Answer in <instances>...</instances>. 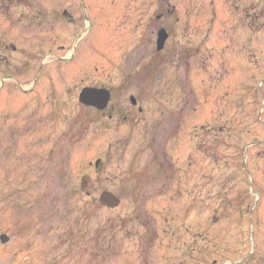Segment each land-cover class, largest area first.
<instances>
[{"label":"rangeland","instance_id":"rangeland-1","mask_svg":"<svg viewBox=\"0 0 264 264\" xmlns=\"http://www.w3.org/2000/svg\"><path fill=\"white\" fill-rule=\"evenodd\" d=\"M0 264H264V0H0Z\"/></svg>","mask_w":264,"mask_h":264},{"label":"water","instance_id":"water-1","mask_svg":"<svg viewBox=\"0 0 264 264\" xmlns=\"http://www.w3.org/2000/svg\"><path fill=\"white\" fill-rule=\"evenodd\" d=\"M168 34L165 29H161L158 34L157 46L158 49H162L167 39ZM109 92L103 88H92L86 87L83 88L80 93V100L81 102L94 105L99 109L105 108L109 101ZM133 102L135 99L132 98ZM100 200L103 204L107 205L108 207H115L120 203V199H118L113 193L109 191H103L100 195ZM3 241H7V237L4 235L2 236Z\"/></svg>","mask_w":264,"mask_h":264},{"label":"flooded vegetation","instance_id":"flooded-vegetation-1","mask_svg":"<svg viewBox=\"0 0 264 264\" xmlns=\"http://www.w3.org/2000/svg\"><path fill=\"white\" fill-rule=\"evenodd\" d=\"M163 15V14H162ZM43 70V68L41 67L38 71H37V76H40L39 77V79H38V77H35L34 76V78L33 79H35V81H37V83L34 85V88H37L38 89V87H40V85H41V82L44 80V77L46 76V72ZM35 74V75H36ZM8 76H10V75H8ZM11 77V76H10ZM52 79H53V76H52ZM18 81V80H17ZM19 82V81H18ZM111 89V88H110ZM111 101H112V99H111ZM111 117H113L112 115H111Z\"/></svg>","mask_w":264,"mask_h":264},{"label":"trees","instance_id":"trees-1","mask_svg":"<svg viewBox=\"0 0 264 264\" xmlns=\"http://www.w3.org/2000/svg\"><path fill=\"white\" fill-rule=\"evenodd\" d=\"M98 205H99V203H98Z\"/></svg>","mask_w":264,"mask_h":264}]
</instances>
